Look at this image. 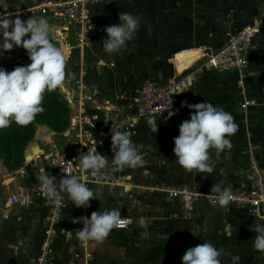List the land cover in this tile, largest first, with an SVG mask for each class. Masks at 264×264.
I'll return each mask as SVG.
<instances>
[{"label":"crops","instance_id":"0c3cea01","mask_svg":"<svg viewBox=\"0 0 264 264\" xmlns=\"http://www.w3.org/2000/svg\"><path fill=\"white\" fill-rule=\"evenodd\" d=\"M42 1L0 0V14L10 13L12 19L19 17L22 20L39 17L33 8ZM180 1L182 12L179 18H174L172 14L168 18L166 11L164 20L156 12L152 14L149 12L147 15L139 13L141 24L136 35L139 50L143 44L144 55L136 63L139 60L144 64L148 63L149 73H140L139 69L138 74L142 78H138L135 74L137 68L132 64V69L134 67L133 70L131 69L132 75L135 76L126 80L130 88L136 89L148 79L166 83L175 77L189 76L191 85L177 96L175 114L171 117L164 114L137 118V127L133 133L149 142L150 184L184 188L197 193L198 198L189 216L170 219L155 217L156 221H153V217H145L146 220L142 218L135 222L137 227H134L131 221L129 228L115 229L122 232L121 238L124 242L130 245H143L141 249H146L150 255L154 253L156 261L160 264H182L181 258L185 251L203 242L211 243L220 250L221 264H264V253L253 248L256 233L250 229L253 223L263 224V221L255 216L247 205L230 201L227 208L219 206L214 203L216 200H213L217 196L211 193V186L217 182H222L223 187L231 188L232 192L248 189L246 170L250 150L256 152L264 170V0ZM98 6L93 8L95 12ZM143 16H147V20ZM254 21L258 22L259 30L253 39L250 65L244 72L220 71L206 64V60L202 58L205 49L213 51L219 49L227 43L230 34ZM49 23L51 24L50 21ZM105 28L106 26L102 24L101 29ZM56 29L63 39H58L54 31L51 34L54 43L64 47L66 51L68 49L65 40L71 41L74 45V48L68 51L70 55L65 66L66 92L61 89L66 97L69 95L72 98V102L68 100L71 107L70 120L63 131H57L48 124L38 123L21 163V173L24 177L30 175L33 178L32 183L24 185L23 180L14 178L8 186H0V256L19 255L20 252L17 250H21L24 254L32 253L38 249L39 244L42 245L47 230H52L54 234L52 264H72V262L93 264L91 259L94 257H99L98 263L104 264L110 259L106 254L108 251L105 250L108 240L82 241L83 246L80 247L67 240L72 236L67 227L60 228L63 224L65 226L64 215L67 210L75 206L70 198L61 212H56L49 201L40 197H33L32 203L27 205H9L14 195L21 194L23 190L39 182L37 177L41 169H45L47 173L53 171L45 154H39L35 158L29 157L30 152L32 154L37 152L40 137H46L49 144L44 145L38 152L44 151L46 154L51 152L53 149L51 143L56 144L62 154L73 152L82 127H74L73 119L82 111L81 103L84 100L85 111L99 116L96 121L99 127L106 126L110 119L116 120L133 114L132 105H129L125 111L123 107L117 108L118 106L115 105L118 103L117 100L105 88L109 83L106 74L109 70L105 69V73H102L103 66L100 63L103 60L102 51L96 55L90 43L81 48L70 31L61 28L59 24ZM179 51H182V55L178 60L189 68L180 72L176 65L172 75L166 77L167 70L172 71L169 62ZM18 59H25L27 64L31 62L27 50L22 47L14 46L10 51H0V67H4L7 71H10L11 64ZM96 60L98 65L95 64ZM247 99L257 100L258 104L246 109L242 108V102ZM185 101L188 104L209 101L214 106L228 111L237 125L236 133L230 137L232 143L230 150L226 149L219 157L215 155V150H211L210 162L214 165L211 174L198 173L195 170L188 172L176 162L173 138L179 135V125L183 120L190 118L192 111L186 106H181ZM150 118L158 123L156 133L148 123ZM152 143L154 149L151 148ZM110 145L111 141L101 153L107 158L110 166L96 175L99 179L120 175V169L111 166L112 161L109 160L108 153ZM27 155L30 163L24 168ZM124 174L126 177L123 184L110 185L111 191H116L117 187L132 185L130 173L125 171ZM86 184L97 185L98 182ZM165 193V201L154 202L153 208L159 207L165 215L171 214V216L174 212H180L182 198L172 197L166 191ZM95 201L98 202L96 198ZM88 209L89 207L84 211L86 217H90L87 216ZM141 220L145 221L146 227L140 225ZM18 242H22L19 247H17ZM38 254L37 251L30 255L27 258L28 264H33Z\"/></svg>","mask_w":264,"mask_h":264},{"label":"clouds","instance_id":"9594fccd","mask_svg":"<svg viewBox=\"0 0 264 264\" xmlns=\"http://www.w3.org/2000/svg\"><path fill=\"white\" fill-rule=\"evenodd\" d=\"M140 24L138 16L120 12L118 23L105 28L107 38L102 41L104 51L113 54L126 48L127 42L138 32ZM54 31L46 17L22 20L19 17L12 19L10 13L0 14V51H10L14 46L22 47L27 50L31 61L11 71L0 67V130L10 127L13 122L22 127L27 126L37 114L44 111L43 94L63 88L65 66L70 53L53 42L51 34ZM181 106L192 111L190 118L179 125V135L173 138L176 162L188 172L195 170L211 174L214 171V165L210 162L211 150H215V155L219 157L226 149L232 148L230 137L237 131L234 117L209 101L196 104L185 101ZM174 114L170 111L168 115L171 117ZM148 123L156 133L158 123L155 119L150 118ZM111 147V166L117 169H137L143 166L144 157L128 133L113 132ZM78 162L81 170H88L93 176L110 166L107 158L99 152L82 154ZM37 180L42 185V196L49 202L54 201L57 210L64 206L60 200L55 199L58 192L68 194L71 203L78 208L89 207L91 199L97 198L78 175L67 174L57 184L55 176L41 169ZM211 193L218 198L214 203L227 208L232 199L231 188H225L222 182H217L211 186ZM73 222L83 224V228L78 230L81 241H103L113 229L124 228L130 223L116 209L94 211L90 217H79ZM140 225L146 227L145 221L141 220ZM250 229L256 233L254 250L264 253V224L253 223ZM220 257V250L211 243L203 242L188 248L181 260L182 264H221Z\"/></svg>","mask_w":264,"mask_h":264},{"label":"built area","instance_id":"2783aa9c","mask_svg":"<svg viewBox=\"0 0 264 264\" xmlns=\"http://www.w3.org/2000/svg\"><path fill=\"white\" fill-rule=\"evenodd\" d=\"M112 1L114 0H43L33 8V11H35L39 17H46L51 22L58 39L62 40L63 38L56 29L57 24H59L61 28L72 33L78 46H85L89 42L90 33L94 25L93 8L101 3ZM258 30L257 21L247 24L243 28L230 34L227 43L219 49L214 51L205 49L202 58L206 60V64L209 67L216 70H237L244 72L250 65L253 39ZM64 42L68 51L74 48L71 41L65 40ZM26 64L27 61L25 59H18L11 64L10 71L16 66H23ZM190 85L191 80L189 76L185 75L170 79L166 83L149 80L145 82L134 95L132 102L133 114L116 120L110 119L108 125L103 127H99L96 123L99 118L98 115H92L85 111L86 103L84 100L81 103L82 111L73 119L74 127L82 126L73 152L71 154H62L57 149V145L51 143L50 146L53 148L51 152L47 154L44 151L35 152L33 158L39 154H45L53 168V171L49 174L56 177L55 182L57 184H59L60 180L67 174L78 175L84 183L100 182L98 176H93L88 170H81L78 162L79 157L82 154L87 155L96 152L101 154L111 141L113 132L118 131L124 133L127 130L133 129L137 124V118L142 119L169 114L170 111L174 112L176 109L177 96ZM257 104V100L247 99L242 102L241 106L246 109ZM94 140L95 143H93ZM46 144H49L46 137H40L39 146L43 148ZM249 154V164L246 170V180L248 181L249 187L246 190L232 192L231 202H238L249 206L251 212L260 218L264 224V170L256 152L250 150ZM124 172L125 168L120 169V175L106 180L105 183L114 186L123 184L126 177ZM164 190L172 197H181L183 200L180 212H174L172 214L174 218L191 215L195 200L198 198L197 193L184 188H173L170 186L164 188ZM33 197L44 198L42 196V185L39 182L23 190L21 194L14 195L9 205H27L32 203ZM68 198V194L58 192L55 199L60 200L61 203L64 204L62 207L64 208L67 205ZM209 198L213 199V197L210 196ZM217 199L218 198L215 197L213 200ZM50 204L56 212H61V209L57 210L54 201L50 202ZM57 217H59V214H57ZM124 219L129 220L128 218ZM130 226L131 221L126 227L118 229H127ZM46 233L47 236L33 264H52L51 256L53 253L54 234L52 230H47Z\"/></svg>","mask_w":264,"mask_h":264},{"label":"rangeland","instance_id":"374dc122","mask_svg":"<svg viewBox=\"0 0 264 264\" xmlns=\"http://www.w3.org/2000/svg\"><path fill=\"white\" fill-rule=\"evenodd\" d=\"M180 3V0H114L112 2L99 4V8L96 12L95 10H93L94 25L91 30L88 43H90V45L94 47L93 50L96 55L97 53H100L102 51L101 55L104 56H102L103 60H101L100 62L103 66L101 67L102 73H105V69L109 70L106 72L109 83H107V86H105V88L109 90L112 96L117 100L118 103L115 104L116 106H118L117 108L123 107V110L125 111L129 107V105H133L132 102L134 95L140 87L136 89L130 88L128 86V80L126 79L132 76L134 77L135 74L138 78H140V75L138 74L139 69L140 73L144 72L145 74H148V63L144 64L142 60H139V62L136 63V61L144 55V49H142L143 44L141 45V49L139 50L137 43L138 37L136 34L131 41L127 42L126 48L121 50L119 53H106L103 49L102 41L103 39L107 38V33L105 29H101L102 24L107 27L118 23L120 12L132 13L138 17H140L139 13H145L147 15L149 12L151 14L153 12H156L160 14L159 17H163L162 19L164 20V12L166 11L165 14L166 16H168V18H170L171 14L174 18H179L182 12ZM143 18L147 20V16H143ZM157 19L159 18L157 17ZM182 51L176 53L175 58H171L169 64L172 65V71H170V69L167 70L165 74L166 77H170L172 75V72L173 70H175L176 65L180 72H183L184 70L189 68L188 65L183 64L178 60L179 56L182 55ZM95 64L98 65L97 60L95 61ZM132 64H135L134 67L137 68V71L134 75H132V70L134 69V67L133 69L131 67ZM118 69H120V71L117 72L116 70ZM149 80L152 79H148L144 81V83ZM136 127L137 126H135L131 130H127L126 133L131 136L133 143L139 146V152L144 157L143 166L137 169L125 167V171L130 173L131 175V179L133 181L131 182L132 185L117 187L118 189L116 191H111V184L105 183L106 180H110V178L107 177L100 178V182H98L97 185L86 184L87 187L94 192V195L97 197L96 199L98 201L96 202L95 198L91 199L87 216H90L89 214L94 211L104 212L116 209L120 210L122 217L128 218L130 221H132L134 227H137L135 223L136 221L142 218L145 219V217H153V221H156V219L160 217H162L163 219H170L173 217L171 216V214L165 215L163 213L164 211L162 209H159V207L153 208L154 202L161 203L165 201L164 195H166V193L163 189L168 186L160 184H150V146L147 139L142 140L138 135L136 136V134L133 133V130H135ZM146 138H148L147 135ZM150 145L151 148H155L154 143ZM108 153L109 160L112 161L113 152L111 145L109 146ZM22 162L23 160L17 162L15 160L7 161L5 157L0 156V186H8L14 178H18L19 181L23 180L24 185L32 183L33 178H31L30 175L24 177L21 173ZM151 207L153 209H150ZM85 209L87 208H78L76 206L70 207L64 215L66 222L65 226L64 224V227L60 226V228L67 227L72 233V236L70 238H67V240L71 243H76V245H79L80 247H82L83 245H81L82 241L78 238V230L83 228V224L80 222L74 223L73 221L79 217H86L84 213ZM121 234L122 232L113 229L110 232L109 236L106 238V240H108V245L105 246V250L108 251L106 252V254H108V257L110 259L106 260L104 264H160L159 261H156L157 258H155L154 253H151L150 255L149 251H147L146 249H141V246L143 245H130L129 243L124 242L121 238ZM21 244L22 242H18L17 247L21 246ZM41 247L42 245L39 244L38 249L32 253L24 254L23 252H21V250H17L20 252L19 255L6 254V257L0 256V264H28L29 259L27 258L37 251L40 252ZM98 259L99 257H94L91 260L93 264H102L101 262L98 263ZM161 259L163 258L161 257ZM82 260L84 263V259ZM72 264L75 263L72 262Z\"/></svg>","mask_w":264,"mask_h":264},{"label":"trees","instance_id":"16d2710c","mask_svg":"<svg viewBox=\"0 0 264 264\" xmlns=\"http://www.w3.org/2000/svg\"><path fill=\"white\" fill-rule=\"evenodd\" d=\"M42 113L25 127L15 122L10 127L0 130V156L7 161H21L27 145L33 139L37 124H48L57 131H63L69 124L71 107L61 88L46 91L43 94Z\"/></svg>","mask_w":264,"mask_h":264},{"label":"water","instance_id":"95a60500","mask_svg":"<svg viewBox=\"0 0 264 264\" xmlns=\"http://www.w3.org/2000/svg\"><path fill=\"white\" fill-rule=\"evenodd\" d=\"M64 92H66V88H65V85L63 86V88H61ZM67 98H68V100H69V102H72V98H71V96H69V95H67ZM108 123H109V120H108V122H107V125H108ZM49 131L51 132V130L49 129ZM50 132H48V133H50ZM40 146L38 145V148H37V152H38V150H40ZM35 153V152H34ZM34 156V155H33ZM30 162H28V157L26 158V162H25V165H24V167L25 168H27V166H28V164H29Z\"/></svg>","mask_w":264,"mask_h":264},{"label":"bare ground","instance_id":"6f19581e","mask_svg":"<svg viewBox=\"0 0 264 264\" xmlns=\"http://www.w3.org/2000/svg\"><path fill=\"white\" fill-rule=\"evenodd\" d=\"M188 69V68H187ZM33 156V154H32V152H30V154H29V157H32ZM27 157H28V155H27ZM28 162H30V161H28ZM25 168V167H24Z\"/></svg>","mask_w":264,"mask_h":264}]
</instances>
